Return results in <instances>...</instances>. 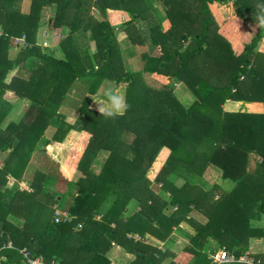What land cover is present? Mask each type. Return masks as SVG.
Here are the masks:
<instances>
[{
	"label": "trees",
	"instance_id": "trees-1",
	"mask_svg": "<svg viewBox=\"0 0 264 264\" xmlns=\"http://www.w3.org/2000/svg\"><path fill=\"white\" fill-rule=\"evenodd\" d=\"M228 1L0 0V264H28L21 248L53 264H110L111 240L139 263L159 264L157 248L123 236L147 231L160 242L174 228L184 231L182 223L193 231L184 234L194 264H212V242L238 256L264 238V226L254 223L264 215V112L222 108L227 98L264 105V52L256 50L264 0H230L236 16L224 20L218 6ZM50 6L45 39L58 28L63 37L45 50L37 35ZM120 29L133 43L147 39L158 48L143 54L139 70L123 64ZM21 36L26 45L11 50ZM106 80L126 84L125 115L105 119L89 105L88 95ZM177 83L192 96L187 106L173 91ZM8 91L27 101L15 118V103L3 97ZM64 105L78 111L73 123L59 112ZM35 151L56 173L29 163ZM158 153L166 156L149 180ZM209 166L232 187L204 189ZM24 177L30 191L20 188ZM54 206L71 220L55 222ZM9 241L13 248L3 247Z\"/></svg>",
	"mask_w": 264,
	"mask_h": 264
},
{
	"label": "rangeland",
	"instance_id": "rangeland-1",
	"mask_svg": "<svg viewBox=\"0 0 264 264\" xmlns=\"http://www.w3.org/2000/svg\"><path fill=\"white\" fill-rule=\"evenodd\" d=\"M153 3L155 5V7L157 9H159V12L162 14L163 11L160 8V6L158 5V3H155V1H153ZM54 8L55 7L50 6L48 8H43L42 11H41V21H42V23H44V25H43V27L41 29L42 30V32H40L41 34L37 36L38 37L37 38L38 41H41L42 38H43V36L45 35L44 30L47 31V29H48V27H47V21H48L49 18L52 17L53 12H54ZM218 10L220 12V15L224 18V20H230L232 18H235V16H236L235 7L233 6L232 1H230V0L227 3H225V4L219 5L218 6ZM92 13L97 18H100V16L95 12L94 9L92 10ZM108 14L110 15V12H108ZM110 19L113 20L112 18H110ZM123 20L124 19L120 20L115 25H119ZM231 27L234 28V29L236 28L233 25H231ZM142 28H145L144 27V24L142 25ZM235 30H238V29H235ZM143 32H144L143 35L146 36V34H147L146 29H143ZM61 36H62V34H61V31L59 30V28L56 29V30H54L53 35H51L50 37H47L45 39V43L41 42V45H42L41 47L43 49H45V50H47L46 48H49V49L55 48L56 45L58 44V41L61 38ZM24 38H25V36H24ZM14 41H15V39H13L11 41V43H13ZM25 42H26V40H25ZM117 42H118L119 47L121 48L124 66L127 69L132 70V71L139 70L140 69L141 63L143 61V54L145 52H148V53H157L158 52V48L153 47L150 44V41L147 40V39L145 40L144 44H135V43H133L130 40V38L125 34L124 30H122V29H120V31L117 34ZM19 43H21V41H19ZM186 43L187 42L185 41L184 45ZM90 47L93 49V42H90ZM18 49H19L18 47H15V48H12L11 50L18 51ZM257 49L259 50V52H264L263 39L259 40V42L257 43L256 50ZM229 50L231 51V48H228V52H229ZM233 50H235V49L233 48ZM211 60H214V57L213 56L211 57ZM219 60H220V63L224 65V57L219 58ZM252 62H253V60H251L250 63L247 64V68H249L251 66ZM145 79H147V77ZM159 79L162 80L161 77H159ZM241 79H242V77H241ZM156 84H161V83H156ZM125 86H126V84L123 83V82L122 83H119V84H114L112 81L106 80L100 86V88L98 89V92L96 94H94V95H88V97L90 99L89 105L92 108H97L98 109V105L91 99V97L102 98L103 95H104V93H105V91L107 89H111V88L112 89H120L122 91H125ZM82 88H83V86L80 85L79 86V89L80 90L77 89L78 90L77 92H79L81 94V91H82L81 89ZM173 91H174L175 95L178 97V99H180V101L183 103V105L185 104L187 106L188 104H190V101L192 99V96L188 93V91H187L186 87L183 85V83H177V84H175ZM101 94H102V96H99ZM76 96H77V94H76ZM3 97L5 99H9L10 101H12V102L15 103V107L13 109V111H15L14 112L15 115L12 114L13 116H11V117L15 118V116L18 113L21 114L25 110L27 101L26 100H23V99L22 100L21 99H18L17 96L13 92L8 91V92H6L3 95ZM80 99L81 98L77 96V99H76L75 102H78V105H79L80 101H82ZM237 102H238L237 100H232L230 98H227L224 102H222V108L224 110H228V111H236L239 108L238 106L240 105ZM243 105H244V102H243ZM74 110H75L74 107L66 106V105L61 106L59 108V112H61L64 115L65 120L68 121V122H71V123H73L76 120L77 115H78V113H77L78 111L77 110L74 111ZM125 138L127 140L130 139L129 136H126ZM261 143L262 142H259V144H261ZM167 152L168 151H164L163 154H167ZM165 156L161 157L160 156V153H158V155L156 156V158H155V160L153 162L154 166L152 164V166L150 167V169L147 172V178L149 180H152L156 176L158 170H160V168L162 166V163L164 161V157ZM5 157H6V153L0 152V166H1V163L4 160ZM259 157L260 156L258 155L257 158H259ZM251 159L253 160L254 159V156H252ZM29 163L32 164V165H34L35 167H38L40 169V171H42V172H44L46 174L56 173V169H55V165H54L53 161H51V159L48 156H46V155H44L42 153H39V152L36 153V152H34V154L31 157ZM67 168H68V165H67V167H65V169H67ZM98 169H99V167L97 168V170ZM203 175H204L205 181L207 183L206 186L204 187V189H208L214 183L219 184L220 186H222L223 189H230V186L232 185V183L230 181L226 182L225 179L223 180V178L220 176V172L217 169H214L213 166L207 167V169L205 170V172H204ZM11 180L12 179H9V181H8L9 184L11 183ZM180 183H181V180L180 179L176 180V182H175V184H177V185H179ZM19 184H20V188L21 189H27L28 191H30L31 187L29 186V183L25 179V177L23 178V180L20 181ZM156 186L157 187H160L161 186V183H157ZM43 197H44L43 194H38V198L40 200H44ZM137 208H139V206H137ZM130 213H131V211L128 213V215ZM126 216L127 215H125V217ZM196 218L199 221H203L205 219L204 216H202L201 214L196 215ZM7 219L13 220L17 224H19V225L23 222V218L18 217V216L8 215ZM254 223L257 224V225H259V226H264V215L261 217L260 220L254 222ZM255 240L258 243L256 245H259V247H263V248L260 249V250H263L264 249V240L261 239V238H258V240L257 239H255ZM211 245H218L219 246V244L217 242H212ZM6 247H7V244H6ZM7 248H9V247H7ZM11 248H13V244H12V247ZM212 248H214V247H212ZM216 250L217 249H212V250L209 249V254H210L209 259L211 258L212 253L215 252ZM256 255L258 256L259 254H256ZM256 255L254 253H252V251L250 249V251L248 252V260L250 258L255 259ZM211 260H212V258H211ZM224 264H226V263H224ZM240 264H242V263H240ZM245 264H247V263H245Z\"/></svg>",
	"mask_w": 264,
	"mask_h": 264
},
{
	"label": "crops",
	"instance_id": "crops-1",
	"mask_svg": "<svg viewBox=\"0 0 264 264\" xmlns=\"http://www.w3.org/2000/svg\"><path fill=\"white\" fill-rule=\"evenodd\" d=\"M262 39H264V36L262 37ZM263 43H264V41H263ZM246 103L255 104L257 108L254 110H249L246 108V105H243V103L240 104L238 107H240L241 110L248 111V112H254V113L264 112V105L262 102H245L244 104H246ZM35 152L38 153L39 151H35ZM225 181L228 182V180H225ZM231 187H232V185L230 186V188ZM215 198H217V195L215 196ZM126 215H128V214H126ZM98 218L99 217L97 216L96 219H98ZM124 221H125V218H124ZM155 225H157V222L155 223ZM111 226H114V224L112 223ZM181 228L184 229V231L189 232L190 234L193 233V231L190 229V227L186 223H182ZM184 231L179 232L177 229L174 228L173 231L170 233V235L167 238H164L162 240H160L161 239L160 238L159 239L160 242L157 241L158 239L155 238L154 234H150L147 231L144 234L143 238L140 237V235L138 233L131 234L130 232H126V234L123 236V238L124 239L125 238L126 239H132L134 243L135 242H137V243L143 242L144 244H149V245L151 244L153 247L157 248L159 254H155L156 258H160V256L163 255L161 263H159V264H194L196 257L185 250V246L188 243V239L185 236ZM103 236L105 238H107V234H104ZM108 239H110V237H108ZM261 239L264 240V238H261ZM171 240L173 241V243H171ZM256 244H258V243L255 239L250 241L249 249L245 250L244 252H242L238 256H240L246 252L248 253L251 249L252 253H254L255 255L259 254L258 256L256 255V257L254 256L255 257L254 261L257 264L263 263L262 260L264 258V249L260 250L263 247H259V245H256ZM211 247H214L212 249L223 248L222 246L220 247L218 245H211ZM228 252L230 254H233L235 257H238L235 255V253L233 251L229 250ZM165 253H167V254H165ZM105 256L110 261V264H146V263H143V261H142V263H139L136 259V256L133 253L127 251L119 243H116L113 240L110 241V246H109L108 250L106 251ZM208 258H209V256H208ZM44 263L45 264H51V263L45 262V261H44ZM211 263H212V261H211ZM212 264H214V263H212ZM222 264H224V263H222ZM226 264H240V263L239 262H229Z\"/></svg>",
	"mask_w": 264,
	"mask_h": 264
},
{
	"label": "built area",
	"instance_id": "built-area-1",
	"mask_svg": "<svg viewBox=\"0 0 264 264\" xmlns=\"http://www.w3.org/2000/svg\"><path fill=\"white\" fill-rule=\"evenodd\" d=\"M45 36L46 35L43 36L41 41H38V44L41 45V42L45 43ZM13 39H15V41L13 43H11V47L12 48H15V47L19 48V46H21V45H23V46L26 45L24 36H22V37H14V38H12V40ZM19 41H21V43H19ZM71 218L72 217L68 213L60 211L58 208H56V206H54L53 220L55 222H58L60 220L67 221V220H71ZM6 244H7V247H9V248L12 247V244L10 242L5 243L4 247H6ZM19 253L22 254L23 258L26 260V262L28 264H45L41 257L31 258L29 256V252L27 251L26 248L19 249ZM209 257H210V255H209ZM211 258H212L211 261L214 264H222V263H229V262H239V263H242V264H245V263H247V264H257L254 261V259H252V258H250L248 260V253L247 252L242 254V255H240V256H238V257H235L233 254H230L224 248H219L215 252H213L212 255H211ZM51 264H53V263H51Z\"/></svg>",
	"mask_w": 264,
	"mask_h": 264
},
{
	"label": "clouds",
	"instance_id": "clouds-1",
	"mask_svg": "<svg viewBox=\"0 0 264 264\" xmlns=\"http://www.w3.org/2000/svg\"><path fill=\"white\" fill-rule=\"evenodd\" d=\"M259 22L261 26H264V17H261ZM91 99L98 105L100 116L105 119L123 116L130 107L126 92L120 89H107L102 98L91 97Z\"/></svg>",
	"mask_w": 264,
	"mask_h": 264
},
{
	"label": "water",
	"instance_id": "water-1",
	"mask_svg": "<svg viewBox=\"0 0 264 264\" xmlns=\"http://www.w3.org/2000/svg\"><path fill=\"white\" fill-rule=\"evenodd\" d=\"M156 223V222H155Z\"/></svg>",
	"mask_w": 264,
	"mask_h": 264
}]
</instances>
